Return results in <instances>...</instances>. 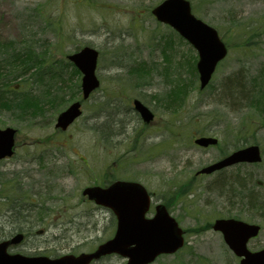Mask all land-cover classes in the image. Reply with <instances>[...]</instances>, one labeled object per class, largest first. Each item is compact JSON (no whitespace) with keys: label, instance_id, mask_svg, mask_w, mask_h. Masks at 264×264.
<instances>
[{"label":"rangeland","instance_id":"rangeland-1","mask_svg":"<svg viewBox=\"0 0 264 264\" xmlns=\"http://www.w3.org/2000/svg\"><path fill=\"white\" fill-rule=\"evenodd\" d=\"M162 1L0 0V129L17 130L15 155L0 163V240L15 236L11 229L26 233L11 251L59 257L94 250L113 236L115 217L83 202L81 191L116 180L143 184L153 204L165 202L185 232V246L153 264H239L211 230L216 218L259 225L261 233L248 248L264 246V209L247 207L251 195L264 207V0H188L195 17L228 47L202 91L194 49L150 14ZM88 46L99 52L95 72L101 86L84 103L82 117L61 132L54 128L56 116L79 99L80 84L66 56ZM27 48L40 55L37 68L14 71L9 59ZM233 76L246 90L258 91L255 107L232 110L248 102L240 101L243 91H224ZM57 89L64 97L56 107L42 106L49 96L57 100ZM21 95L34 103L23 116L5 105ZM134 98L154 113L150 125L133 112ZM202 135L215 136L219 144L198 148L192 140ZM240 140L259 145L258 165L192 182L196 171ZM239 176L248 187L232 198L220 184ZM190 182L186 195L170 200ZM125 262L111 255L98 264Z\"/></svg>","mask_w":264,"mask_h":264},{"label":"water","instance_id":"water-1","mask_svg":"<svg viewBox=\"0 0 264 264\" xmlns=\"http://www.w3.org/2000/svg\"><path fill=\"white\" fill-rule=\"evenodd\" d=\"M151 14H154L159 22L171 26L197 50L199 88H204L210 81L216 64L226 56L225 44L221 42L218 33L192 15L190 3L186 0H164L162 4L152 9ZM97 56L96 50L85 47L67 57L83 73L81 89L84 99L99 87L94 72ZM133 103L143 121L148 122L153 118L152 113L142 103L137 100ZM80 106L78 102L72 103L67 110L58 114L55 128L66 130L80 117ZM15 132L16 130L10 128L0 130V159L12 156ZM194 142L201 147H207L216 144V139L202 137ZM260 160L258 146H249L235 151L212 166L203 168L199 173L210 174L238 162L258 163ZM82 194L87 195L94 203L110 208L115 214L117 226L112 239L99 245L94 253L80 254L76 257L65 255L54 260L47 257L9 255L6 249L10 241L1 242L0 264H89L92 260L111 253L127 257V264H149L157 256L163 253L172 254L183 246L182 232L177 222L169 217L164 206L156 207V215L151 220L143 219L149 201L146 191L140 184L116 182L105 189L98 186L86 188ZM212 229L220 231L228 249L237 257H242L240 264H264V248L259 252H250L246 248L249 239L258 234V226L233 219H217ZM17 240H20V236L15 237L12 242L15 243Z\"/></svg>","mask_w":264,"mask_h":264},{"label":"trees","instance_id":"trees-1","mask_svg":"<svg viewBox=\"0 0 264 264\" xmlns=\"http://www.w3.org/2000/svg\"><path fill=\"white\" fill-rule=\"evenodd\" d=\"M32 48H27L24 51H22V53H16L12 55V58L9 59V65H12V68H14V71H16L17 69H19V71H26L27 69H34L37 68L35 67L37 65L36 60L37 58L40 59V55L36 54L34 52L31 51ZM234 84H233V83ZM14 90V89H13ZM225 90H230L232 92V94H236V92L239 93V95H241L240 97V101L245 102L242 105H239L240 107H236V109H240L243 108L245 105L249 107L250 104L254 105L257 104V97L259 95H255L254 96V92L250 91V90H246L244 87V82H240V78H235V80L231 81V83H228L227 86L224 88ZM223 91V92H224ZM246 91V92H245ZM231 93H229L228 96L233 97ZM220 97V96H219ZM61 98H63V96H57V100H53V99H48L49 101L53 102L51 104V107H56V103L58 102ZM4 96H3V92L0 93V100L3 101ZM33 99H29L28 97H23L22 95L20 96V98H18L16 100V98H14L13 102H6L5 105L7 106L8 109H10L11 107H13L14 109L18 110L19 113H21V115H25L27 110L31 107V105H33L34 103H31ZM0 101V104H2L3 102ZM39 101V100H38ZM219 101V100H218ZM36 108V107H35ZM233 109H235V106L233 107ZM230 187V189L236 190H240L242 187L244 188V186L241 185V183H236L235 181H226L225 183L221 184V187ZM248 199V209H255L258 208V210H262L264 209L263 204L261 202V204L259 205L258 199L255 196H252L247 198ZM244 200V198H243Z\"/></svg>","mask_w":264,"mask_h":264},{"label":"flooded vegetation","instance_id":"flooded-vegetation-1","mask_svg":"<svg viewBox=\"0 0 264 264\" xmlns=\"http://www.w3.org/2000/svg\"><path fill=\"white\" fill-rule=\"evenodd\" d=\"M20 211V210H19ZM152 208L150 206V210L148 211L147 215H146V218H150L151 217V214H152ZM23 230H26L24 227H23ZM184 231V230H183Z\"/></svg>","mask_w":264,"mask_h":264}]
</instances>
